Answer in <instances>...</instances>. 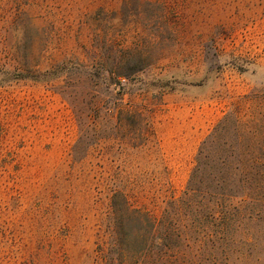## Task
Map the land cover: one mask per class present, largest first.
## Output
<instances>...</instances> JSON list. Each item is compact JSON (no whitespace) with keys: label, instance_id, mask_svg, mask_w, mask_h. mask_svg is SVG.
I'll return each mask as SVG.
<instances>
[{"label":"rangeland","instance_id":"1","mask_svg":"<svg viewBox=\"0 0 264 264\" xmlns=\"http://www.w3.org/2000/svg\"><path fill=\"white\" fill-rule=\"evenodd\" d=\"M122 260L264 264V0H0V264Z\"/></svg>","mask_w":264,"mask_h":264},{"label":"trees","instance_id":"2","mask_svg":"<svg viewBox=\"0 0 264 264\" xmlns=\"http://www.w3.org/2000/svg\"><path fill=\"white\" fill-rule=\"evenodd\" d=\"M110 236H111V245H115L116 243V233L115 232H110ZM105 264H131V263H128V262H126L125 260H122V261H120V262H105Z\"/></svg>","mask_w":264,"mask_h":264}]
</instances>
